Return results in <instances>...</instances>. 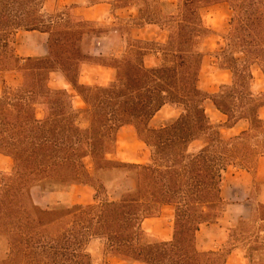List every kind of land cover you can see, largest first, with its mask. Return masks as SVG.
Wrapping results in <instances>:
<instances>
[{
    "label": "trees",
    "instance_id": "16d2710c",
    "mask_svg": "<svg viewBox=\"0 0 264 264\" xmlns=\"http://www.w3.org/2000/svg\"><path fill=\"white\" fill-rule=\"evenodd\" d=\"M46 1L0 0V82L9 73L21 76L0 96V154L13 161L0 179V238L7 244L0 264H94L87 249L94 237L107 241L108 255L131 264H226L230 250L202 252L197 234L223 215L226 172L251 168L264 154V93L254 90L253 73L255 66L264 73V0H178L175 13L163 12L160 0H119L137 6L143 23L166 29L168 40L131 39L125 53L103 61L115 71L105 86L78 80L82 64L97 61L88 45L102 30L75 16L71 26L55 24L43 13ZM219 3H228L232 16L223 27L224 46L214 54L232 82L208 92L199 86L203 43L217 33L205 25L203 11ZM32 30L50 33L48 56L17 54L19 32ZM153 51L161 52L162 63L149 68L144 56ZM56 71L84 107H75L68 90L50 85ZM207 104L226 120L213 121ZM165 106L179 115L153 125ZM125 126L151 148L149 163L109 159ZM233 128L241 129L225 134ZM195 142L200 146L191 150ZM126 177L136 187L117 200L105 198L97 214L86 204L42 208L32 197L35 186L68 191L94 184L106 195L109 184ZM167 205L175 208L174 232L164 241L142 224ZM255 245L263 251L262 242ZM250 258L264 264L261 256Z\"/></svg>",
    "mask_w": 264,
    "mask_h": 264
},
{
    "label": "crops",
    "instance_id": "0c3cea01",
    "mask_svg": "<svg viewBox=\"0 0 264 264\" xmlns=\"http://www.w3.org/2000/svg\"><path fill=\"white\" fill-rule=\"evenodd\" d=\"M56 3L59 6V8L62 11L65 10L66 13L60 15L59 18L55 20L54 22L55 24L60 23L63 24L64 26H71L73 25L71 18L75 16L85 21L95 23V25L102 30V34L100 36H96L93 39H91L88 45V50L90 54L93 55L94 57H97V59H95L97 61L84 62L82 64L78 77V80L81 84L92 85V86L94 85L105 86L108 85L110 82H112L114 79L115 71L110 65L103 63V61L111 57H119L123 53H125V50L127 49L128 43L131 39L149 40L159 43H166L168 40V31L160 27L159 25L136 22L138 21V19H140L139 18L140 15H139V10L135 5L121 6L119 0H95L94 2H90L89 0H56ZM222 4L228 5V3H219L209 9H212ZM226 23L227 21L224 23L223 27L226 25ZM127 26L129 27L128 31L126 30ZM223 27L221 29H223ZM211 29L217 33L212 36H220L219 31H217L214 28ZM21 32L27 33V36L25 38H27L29 41L27 45L28 47L27 52L23 54H18L17 51V54L19 56L25 58L29 56L45 57L49 55V40H50L49 32H43L39 30L21 31ZM207 39H205V41ZM221 45L222 44H220V46ZM16 49H17V45H16ZM203 51L205 52L204 48ZM205 53L206 55L204 57V60L207 56V52ZM204 60H203V65H204ZM144 63L145 66L149 68L160 66L162 63L161 52L153 51L147 53L144 56ZM253 73H254V69H253ZM262 74L264 75L263 72ZM54 75L58 76L59 79L62 80L63 86L53 87L51 85L52 77ZM231 82H232V77L230 82L228 81L223 82L221 85L229 84ZM50 85L53 88H60L66 90H68L66 87H72V85L67 81L64 74L60 71H56L52 73ZM254 90L256 91V77L254 80ZM217 91H208V92H217ZM256 92L264 93V90L260 92L259 91ZM76 95L79 97V100L82 103L81 107H84L85 105L84 101L77 93ZM165 109H168L170 115L166 117L164 120H162V122L169 118H173V116L177 117L178 113H180L179 110L171 106H165L156 114V116L159 113L163 112ZM213 109L215 108L213 107ZM260 114H261V110H260ZM153 120H152V124H153ZM153 125H159V124H153ZM128 128L133 129V133L135 134L134 135L135 139L138 141L140 140L133 126H125L118 133L117 150H118V142L120 141V136L122 132ZM240 129L241 128H233L232 130H237V132H239ZM145 146L147 148H150L146 143ZM116 152L113 154H109L108 155L109 159L113 160L112 158H110V156L116 154ZM151 157H152V151H150L149 157L145 156L144 163H149L151 161ZM114 161L125 162L121 160H114ZM125 163L141 164L143 162L138 163V162L126 161ZM254 163L255 166L251 169H240L238 167H231L226 172L225 180L222 188V196L226 201V207L223 212V215L221 216L218 222H210L203 224L197 234V247L200 251L202 252L221 251L224 248L223 246L224 243H226L227 239L230 237V234L236 229L240 228L243 222L247 221L250 223H255L258 226V233H257L259 236L258 240L256 241L254 240L253 242H249V243H247L248 241H246L243 243H238L239 245L236 244L233 245V248L230 250V253L228 254L226 264H251L250 255H251L252 245L256 244L257 241L262 242L264 244V154L260 155ZM89 168L91 173L94 175V170L90 163H89ZM232 168H236L237 170L231 173V179L228 181L229 177L227 176H229L230 174L229 172ZM133 183L134 186H132ZM127 184L131 185V187L125 190L124 192H118L119 196L121 197L123 193L127 191H131L136 187V181L134 178L126 177L123 178L122 180L114 181L113 183L108 185V192H111L112 190L115 192L118 185H127ZM97 185L96 184L74 185L68 191H59V190L44 191L40 186H35L32 188V197L34 203L37 206L46 209H52L60 205L69 206V207L76 204L92 205L93 202L97 203L102 201V194L98 189ZM119 198H115V199L109 198V199L117 200ZM165 207H173V206L170 205L164 206L162 209V213ZM154 218L156 217L146 218L143 221V224L145 223L146 225L148 220ZM144 229L147 232V234L151 237H155L164 241H169L172 240L173 238L172 231L169 234L162 235L160 234L161 233L160 231H159L160 233L159 232L157 233V232H150L146 228ZM209 232H213V235L210 236ZM200 234L202 235V241L204 243H209L213 241L216 244H220V248L208 249V250H206L205 248L201 249L198 244L200 240ZM170 236L171 238H168ZM239 250L244 251L245 253L244 259H240L238 261L235 260L232 261L231 260L232 256H234L236 252ZM108 258L118 260L119 261L118 264H131L118 257H113L108 255ZM261 258L264 259V249L261 252ZM134 264H140V263H134Z\"/></svg>",
    "mask_w": 264,
    "mask_h": 264
},
{
    "label": "rangeland",
    "instance_id": "374dc122",
    "mask_svg": "<svg viewBox=\"0 0 264 264\" xmlns=\"http://www.w3.org/2000/svg\"><path fill=\"white\" fill-rule=\"evenodd\" d=\"M177 3L178 0H160V5L163 9V12L165 13H175L177 11ZM214 11H221L226 14L227 16V22L230 20L232 16V11L230 7L227 4H222L218 5L217 7H214L212 9H206L203 11V15L214 12ZM43 13L46 16L47 19H54L57 20L60 15L63 13H66L65 10H61L59 6L56 3V0H48L43 6ZM67 16V15H66ZM138 23H143V20L138 19L136 21ZM64 23V22H63ZM134 24V23H133ZM224 23L221 24L219 27H211L219 31L220 36H212L208 38L204 45L203 48L205 52H207V56L204 60V65L201 71L200 75V80H199V85L201 88L208 90V91H217L220 88V85L223 82H230L232 73L229 70H223L219 67L218 64V59L216 58L214 52L218 49H220V44L224 46V39L222 38V34L224 35L225 32L223 29ZM129 27H126V30L128 31ZM145 32V31H144ZM27 36V33L21 32L18 34L17 37V51L18 54H23L27 52V45H28V39L25 38ZM220 43V44H218ZM254 74L256 77V91H262L264 90V75L260 71L258 67H254ZM21 82V76L17 73H9L5 76L4 80L0 82V96L2 94V90L5 84L17 87ZM51 85L53 87H61L63 86V82L61 79H59L58 76L54 75L52 77ZM70 93L73 94V102L76 107H81L82 103L79 100V97L76 95V92L72 89V87H66ZM207 112L212 118L213 121L215 122H224L226 117L220 113L219 111L213 109L212 104H207ZM170 115L168 109H165L163 112L159 113L153 120V124H161L162 120H164L166 117ZM179 115V113H178ZM177 115V116H178ZM261 116L264 118V108L261 109ZM174 117V116H173ZM237 130H232V131H225L226 135H230L231 133H235ZM135 134L133 133V129L128 128L125 129L121 136H120V141L118 142V150L116 154L111 155L110 158L113 160H121V161H130V162H145V156L149 157L151 148H147L145 146V143L142 142L141 140H136L135 139ZM200 146L199 142H195L191 145V150L198 149ZM150 149V150H149ZM89 163V161H86ZM255 166V163L252 164L253 168ZM13 168V162L11 158H8L6 156L0 155V179L2 177L3 172L11 171ZM248 168V169H251ZM236 168H232L230 170V174L228 178V181L231 179V173L236 171ZM114 172V171H113ZM117 172H123V174H127L128 170H116L114 173L116 174ZM114 173H108L106 174L107 178L113 177ZM118 174V173H117ZM1 182H0V187H1ZM134 186V183L132 184ZM131 185H118L116 191L114 192L113 190L111 192L106 193V195H103L102 193V201L101 202H93L92 205H94V211L93 213L97 214L99 208L101 207L102 203L104 202L105 198H119L118 192H124L128 188H130ZM90 198V197H89ZM174 218H175V208L173 207H165L163 213L160 214V216H156V218L148 220L146 225L145 223L143 224L144 228L148 229L150 232H159L160 234H169L173 233V226H174ZM210 236L213 235V232H209ZM258 226L255 223H250V222H243L240 228L236 229L230 234V237L227 239L226 243H224V248L220 252H226L228 250H231L233 248V245H239L238 243H243L248 241L253 242L254 240H258ZM227 234V233H225ZM208 235V236H209ZM168 238H171L168 237ZM248 239V240H246ZM217 240V239H216ZM241 241V242H239ZM106 240L94 237L90 239V241L87 244V249L92 255V260L94 264H104L105 262L109 264H118V260L108 258V252L106 250ZM199 247L201 249H219L220 244H216L215 242L211 241L209 243H204L202 241V235L200 234V240H199ZM6 239L4 237L0 238V254L6 249ZM257 245H252V247H256ZM258 250H253L252 249V256L253 259L258 261V259L261 256V251ZM245 253L243 250H239L236 252L234 256H232L231 260L232 261H238L240 259H244ZM230 260V261H231Z\"/></svg>",
    "mask_w": 264,
    "mask_h": 264
},
{
    "label": "clouds",
    "instance_id": "9594fccd",
    "mask_svg": "<svg viewBox=\"0 0 264 264\" xmlns=\"http://www.w3.org/2000/svg\"><path fill=\"white\" fill-rule=\"evenodd\" d=\"M203 20L206 26L209 27H219L221 24L225 23L227 16L221 11H214L203 15Z\"/></svg>",
    "mask_w": 264,
    "mask_h": 264
}]
</instances>
